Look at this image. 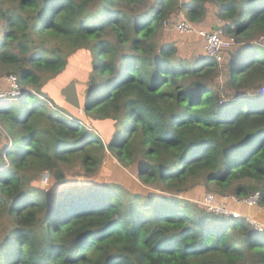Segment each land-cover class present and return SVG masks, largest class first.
Masks as SVG:
<instances>
[{
    "label": "trees",
    "instance_id": "1",
    "mask_svg": "<svg viewBox=\"0 0 264 264\" xmlns=\"http://www.w3.org/2000/svg\"><path fill=\"white\" fill-rule=\"evenodd\" d=\"M210 10L238 46L227 69L237 97L218 87L215 57L189 61L176 40L157 41L166 19L199 24ZM0 20V75L16 73L26 99L0 108L13 138L0 162V264H264V228L183 195L260 192L264 207V45L251 44L264 0H0ZM80 48L94 56L85 112L116 124L108 144L42 90ZM107 150L125 167L141 159L140 181L160 193L33 182L48 170L64 185L75 167L94 177Z\"/></svg>",
    "mask_w": 264,
    "mask_h": 264
},
{
    "label": "rangeland",
    "instance_id": "2",
    "mask_svg": "<svg viewBox=\"0 0 264 264\" xmlns=\"http://www.w3.org/2000/svg\"><path fill=\"white\" fill-rule=\"evenodd\" d=\"M145 4L146 3H143L142 5H136V10H140L142 9V7L146 8ZM128 9L130 8L128 7ZM1 24L2 22L0 20V28ZM175 31L176 30L167 32V30L165 29V32L163 34H157V41L161 43L168 42L171 40H178L181 45H179L180 55L189 61L192 60L195 56L198 55V47L202 46L203 39L198 37L197 34L182 35L177 32L175 33ZM197 40L198 43L196 44ZM187 44L189 45V47H187ZM251 44H254V46L264 45V35H259L255 37L254 41ZM251 48L252 47H248V50H251ZM237 51L238 46L236 44L228 48V50H226L225 52V55L223 56L224 60L219 64L220 69L217 76V84L218 87L223 90L224 95L228 98L237 97L240 94L238 91H234L232 86L229 84V80L227 77V69L229 67L230 60ZM93 61L94 56L92 51L89 48H80L69 57L68 64L66 68L59 74L60 76H56L50 79L51 81H48V83H50H46L43 86L42 90L44 91V93L47 92L46 95L49 97L48 99L50 100H48V105L54 107V109L60 108V111L65 113L71 119L80 120L88 129L99 133V135L104 139L105 143L108 144L112 139L113 135L115 134V121L110 118L101 119L99 121L98 119L96 120V118L89 116L85 112L88 95L93 89ZM11 74L17 75L14 72H3L0 75V108L4 104L9 102L19 103L21 105V108H23L25 107L24 105L26 99L19 98V96H14L13 94H6V96H1V93L5 91L7 93L10 89V82L6 77ZM256 88L258 89V92L264 93V83L257 86ZM29 90H32V88H30ZM37 95L40 99L45 98L44 96L41 97V95L39 94ZM27 98L31 100L30 95H28ZM3 122V119L0 118V131L2 128L1 132L4 133L3 138L0 141L1 163L3 161L1 153L3 152L4 147L6 145L11 146L13 142V138L10 137V134L6 131ZM106 153L107 154L103 165L98 174L94 177L90 178L88 176H85V173L80 171L78 167H75L66 170L68 180L64 185H59L48 170H45L39 177H35L33 179V182L48 190L63 188L67 186H76V184L78 183L86 182H88L89 184H93L94 182H118L120 184H123L124 187L126 186L129 191L140 192L146 195H156L160 193L155 187L146 186L140 181L137 174V169L141 164V159L134 163L133 166L125 167L118 161L117 158H115L110 153L109 150H107ZM46 177H48V180L45 184L44 180ZM209 193L214 194L218 202L224 205L225 209L227 208L233 211V214L235 212H238L240 213L238 215H245L248 217V219H255L264 225V207H261L259 205L250 206L246 203H240L236 199V197L238 196H235L233 194L222 195L211 190H207L203 186H197L184 192L183 195L188 199H191L194 203H197L198 206L207 208L209 210L208 205L205 203V197ZM222 196L223 198H220ZM218 202L217 204H219Z\"/></svg>",
    "mask_w": 264,
    "mask_h": 264
},
{
    "label": "built area",
    "instance_id": "3",
    "mask_svg": "<svg viewBox=\"0 0 264 264\" xmlns=\"http://www.w3.org/2000/svg\"><path fill=\"white\" fill-rule=\"evenodd\" d=\"M223 24V20L219 18L218 28L209 29L206 27H200L191 21L185 14H181V16H172L164 21V27L168 32L176 30L175 32L182 35L197 34L198 36L202 37L204 39V49L206 54L215 57L220 63L224 60L223 56L225 55L226 50L236 44L234 37H230L225 34ZM6 78L10 82V89L7 93L6 91L1 93V96H6V94L21 96L23 94V86L20 83L19 77L15 74H11ZM47 180L48 177H46L44 180L45 184ZM260 195V192H256L245 198L236 197V199L240 203H246L250 206H255L259 202ZM220 198H223V196ZM217 202L218 200L212 193L207 194L205 197V203L208 205L210 210L218 213L233 214V211L227 208L225 209L224 205L220 204L219 202V204H217ZM234 214L238 215L240 213L235 212ZM250 222L256 228H264V225L255 219H251Z\"/></svg>",
    "mask_w": 264,
    "mask_h": 264
},
{
    "label": "crops",
    "instance_id": "4",
    "mask_svg": "<svg viewBox=\"0 0 264 264\" xmlns=\"http://www.w3.org/2000/svg\"><path fill=\"white\" fill-rule=\"evenodd\" d=\"M180 16H181V14H185V13H178ZM174 16H177V15H174ZM218 21H219V18L215 15V12H214V10H210L209 12H208V14H207V17H206V19L203 21V22H201V23H199V24H197L198 26H200V27H206V28H209V29H212V28H216L217 26H218ZM168 32V31H167ZM176 33V32H175ZM197 36V35H196ZM198 37H200V36H198ZM197 38V37H196ZM200 38H202V37H200ZM203 39V38H202ZM177 41V44H178V46L180 45V42L178 41V40H176ZM198 43V40L196 41V44ZM195 44V45H196ZM181 46V45H180ZM187 47H189V45L187 44ZM203 47H204V39H203V41H202V46H200V47H198V49H199V52H198V55H201V54H204L205 53V50L203 49ZM200 48H201V50H200ZM60 75H58L57 77H59ZM51 81V80H50ZM48 83V82H47ZM50 83V82H49ZM48 83V84H49ZM66 83V82H65ZM46 92V91H45ZM47 93V92H46ZM80 100V99H79ZM97 120V119H96ZM99 121L101 120V119H98Z\"/></svg>",
    "mask_w": 264,
    "mask_h": 264
},
{
    "label": "water",
    "instance_id": "5",
    "mask_svg": "<svg viewBox=\"0 0 264 264\" xmlns=\"http://www.w3.org/2000/svg\"><path fill=\"white\" fill-rule=\"evenodd\" d=\"M216 28H218V26H217ZM2 136H3V134H2V132L0 131V140H1Z\"/></svg>",
    "mask_w": 264,
    "mask_h": 264
}]
</instances>
